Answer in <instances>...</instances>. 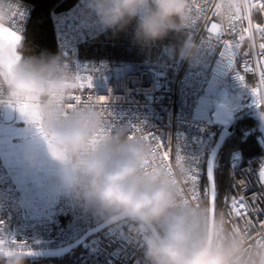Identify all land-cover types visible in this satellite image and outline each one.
I'll return each instance as SVG.
<instances>
[{
	"label": "built area",
	"instance_id": "obj_1",
	"mask_svg": "<svg viewBox=\"0 0 264 264\" xmlns=\"http://www.w3.org/2000/svg\"><path fill=\"white\" fill-rule=\"evenodd\" d=\"M221 2L193 0L194 5L203 6L204 12L198 14L194 7L196 19L187 29L190 37L199 44V52L191 62L180 59L178 54L184 36L177 47L173 43L154 42L148 46L153 49L152 56H145L136 62L83 58L79 55L80 46L109 29L99 26L95 14L86 9V0H77L68 9L52 14L59 54H67L64 57L66 65L85 84L74 95L80 96L82 101L98 105L113 128L125 126L131 135L148 136L153 144L152 137L157 138L165 145L163 151L171 149L169 161L173 166L178 150L186 162L198 161L200 199L206 159L216 139L211 118L213 106L223 89L238 92L257 87V53L260 51L259 44L264 42L255 29L251 37L242 32L248 27L247 19L236 21L234 31L228 19L221 21L222 9L216 14L214 7ZM245 3L257 5L250 10L251 22L253 26L264 27V11L259 8L264 0H244ZM31 9L29 5L22 4L14 20V30L16 27L20 33L24 31ZM240 15L245 16L243 7ZM212 23L220 26L221 35L209 31ZM241 34L244 35L242 41ZM226 41L239 43V48L234 49L231 66L228 57L222 54ZM246 61L253 71L244 70ZM238 74L244 77L243 82L237 79ZM89 76L92 78L90 88L86 82ZM98 97H105V102L96 103ZM7 107L11 106L0 103V126L6 122ZM248 116L257 123L254 136L257 152L251 155L236 150L229 153L227 183L217 212L222 211L233 227H243L245 219L251 220L253 224L249 228L256 240L257 234L262 231L257 221H264V182L260 179V171L264 168V106L256 107ZM184 186L191 199V183L184 182ZM241 196L250 206L249 215L244 219L237 218L232 211V198L239 200ZM255 208L260 211L255 212ZM0 221L3 222L0 224V236L5 240L15 238L18 243L26 242L29 248L25 250L67 246L101 223L85 216L62 185L56 190L49 215H28L23 197L1 158ZM86 241L85 247L79 246L83 250L57 264H143L139 234L132 230L128 222L111 224Z\"/></svg>",
	"mask_w": 264,
	"mask_h": 264
},
{
	"label": "clouds",
	"instance_id": "obj_2",
	"mask_svg": "<svg viewBox=\"0 0 264 264\" xmlns=\"http://www.w3.org/2000/svg\"><path fill=\"white\" fill-rule=\"evenodd\" d=\"M192 4L86 0L85 7L101 28L113 32L135 21V40L144 47L172 33L183 35L178 54L191 62L199 52L187 32L194 23ZM221 5L225 21L229 11L244 7V0H222ZM21 6L22 0H0V103L16 109L22 103L37 106L43 126L39 136L60 165L63 190L81 212L105 224L130 223L141 240L143 264H264V241L256 243L251 228L236 230L222 211L213 213L204 200L188 198V162L170 172L152 162V143L133 138L125 126L113 128L95 103L68 108L79 88L77 73L62 54L25 55L24 38L19 28L14 30ZM5 29L20 36L14 46L3 38ZM14 56L20 59L9 72L4 65ZM26 161L38 166L34 156ZM27 258L17 248L0 252V264H25Z\"/></svg>",
	"mask_w": 264,
	"mask_h": 264
},
{
	"label": "trees",
	"instance_id": "obj_3",
	"mask_svg": "<svg viewBox=\"0 0 264 264\" xmlns=\"http://www.w3.org/2000/svg\"><path fill=\"white\" fill-rule=\"evenodd\" d=\"M77 0H22V4L29 5L31 14L24 31L25 55H40L41 53L58 54V47L54 36L52 14L59 10L71 7ZM136 22L133 21L125 29L117 32L109 29L100 36L82 44L79 55L83 58L106 59L114 62H136L145 56H152L153 49L141 46L135 40ZM183 35L169 34L167 37L156 41L166 42L179 46ZM251 88V87H250ZM240 113V112H239ZM235 116V114H234ZM257 123L248 115L241 118L229 137L223 143L215 162L214 184H215V212L218 211L219 199L225 190L227 174L230 168L228 160L232 150L240 151L242 154L251 155L257 152L254 136L257 132ZM216 134L219 130H215ZM202 200L207 203L204 195L205 178L203 177ZM83 250L79 247L78 251ZM77 251V252H78ZM75 254V253H74ZM73 254H68L56 259L26 260L25 264H57L68 260Z\"/></svg>",
	"mask_w": 264,
	"mask_h": 264
},
{
	"label": "snow or ice",
	"instance_id": "obj_4",
	"mask_svg": "<svg viewBox=\"0 0 264 264\" xmlns=\"http://www.w3.org/2000/svg\"><path fill=\"white\" fill-rule=\"evenodd\" d=\"M256 4H249V3H245L244 7H243V11L245 12V16L241 17L240 12H241V8L240 7H235L233 10L229 11L227 14V19L230 22V26L232 28V30H235V22L236 21H242L244 19L248 20V27L246 29H242V32H247L249 34V36H252L253 33V29H255L256 32H259L262 36V38H264V27H261L260 25H255L253 26L252 22H251V18H250V10L253 7H256ZM196 8L197 13H203L204 12V8L203 6L199 5V4H192V11L193 8ZM215 9H216V14L219 13V10L222 8V5L217 3L214 5ZM259 8L264 11V3L259 4ZM19 15H22V13H19ZM195 17H194V22H195ZM209 31L211 33L216 34L217 36L221 35V28L218 24L216 23H212L211 27L209 29ZM3 38L8 41L10 44H12L14 46V44L19 41L20 36L11 30H3ZM244 39V35L241 34L240 35V40L242 41ZM235 48H239V43L233 44L231 41H226L225 45H224V51H223V55H225L226 57H228V63L231 66L233 63V57L235 55ZM259 52L257 53V60H256V71L259 72V84L257 85V87L252 88L250 90V94L252 97V103L257 107L260 108L261 106H264V42L259 44ZM20 59L19 56H14L13 58H10L9 60H7L5 62V67L8 69L9 72H11V68L12 65L18 61ZM244 70L247 71H253L254 69L252 67H250V64L248 61L245 62L244 65ZM91 77H87L86 78V82H87V87L90 88L91 85ZM237 79H239L241 82H243L244 77L240 76L239 74L237 75ZM77 80L79 82L78 86L79 88H84L85 84L83 82H81L82 78L77 75ZM72 102L68 105V108H74L78 105H80L81 103H86V102H90V101H82L81 97L78 95H73L71 98ZM105 102V97H98L96 103H101L103 104ZM18 111L32 124H34L37 129L39 131H41L43 133V126L41 123V118L39 115V112L37 110V106L33 105V104H29V103H22L20 105L17 106ZM135 137V135H133V138ZM142 139L149 141V137L148 136H141ZM45 139H47V135L45 134ZM152 141H154L155 143L153 144L155 147L153 149V153H152V162H159V164L163 167H166L170 172L173 169V165L172 163L169 161V152H170V148L169 151H163V149L165 148V145L162 144L157 138L152 137ZM49 145L51 144V141H48ZM151 143V142H150ZM57 159L60 158L59 154H53ZM185 162V157L181 156L179 153V150L177 151L176 155H175V163L177 165H180L182 163ZM188 164L190 165L189 171H188V175L187 178L185 180V184L187 183H191V188L189 189V192L191 193V200H196L199 198V188H198V184H199V167H198V161L193 160V161H188ZM209 179H211V170L209 169ZM260 179L261 182H264V168L261 169L260 171ZM204 195L206 197H209L210 199V210L214 213L215 209H214V201H215V196L214 194L211 193V191L207 188L204 189ZM253 199H255V197H253ZM249 204L245 202V199L243 196H241L239 198V200H237L235 197L232 198V211L235 214V216L237 218L240 219H244L245 217H247L249 215ZM255 212H259L260 209L259 208H255L254 209ZM3 222L0 221V224H2ZM257 223H259V227L262 231H260L257 235H258V239L255 240L256 243H260L262 241H264V221H257ZM253 222L251 220L245 219V225L246 226H252ZM236 230H239V227L236 226L235 227ZM7 245V246H6ZM7 247H12V248H17L20 249L22 251L25 252L26 255L30 256L33 255V252L31 250L25 251V249L29 248V245L26 242H17V240L15 238H12L11 240H5L2 236H0V252L4 251L5 248Z\"/></svg>",
	"mask_w": 264,
	"mask_h": 264
},
{
	"label": "rangeland",
	"instance_id": "obj_5",
	"mask_svg": "<svg viewBox=\"0 0 264 264\" xmlns=\"http://www.w3.org/2000/svg\"><path fill=\"white\" fill-rule=\"evenodd\" d=\"M251 89L238 92L222 90L220 98L214 104L211 112L215 130L227 128L233 121L234 114L237 115L250 107L256 108L252 103ZM6 114L8 116L9 112L7 111ZM8 138L7 135H0V158L5 164L7 172L21 188L26 186L27 192L38 193V215H49L56 190L61 185L58 161L50 156L46 142L39 136V133L38 136L29 140L10 141ZM27 156H34L38 161V166L30 167L26 161ZM86 245L87 241L81 244L82 247ZM77 251L78 249L73 250L70 254Z\"/></svg>",
	"mask_w": 264,
	"mask_h": 264
},
{
	"label": "water",
	"instance_id": "obj_6",
	"mask_svg": "<svg viewBox=\"0 0 264 264\" xmlns=\"http://www.w3.org/2000/svg\"><path fill=\"white\" fill-rule=\"evenodd\" d=\"M62 55L63 57H67L66 53H63ZM254 110H255L254 107H250V108L243 110L242 112H240L234 117L233 121L230 123V125L227 128L219 129V131L216 134V139H215L213 149L206 159L205 169H204V178H205V184H206L205 188L209 189L211 193L214 194L215 199H216V192H215V184H214V169H215V162L217 160L219 152L223 146V143L229 137V135L231 134V131L234 129L238 121L244 116L253 112ZM209 169L211 170V179H209V175H208ZM207 203L208 204L210 203L209 197H207ZM214 209H215V201H214ZM109 225L111 224H105L101 222L100 224L96 225L92 229L82 234L73 243L67 246H64V247L31 249V251L33 252V255L28 256L26 260H43V259L47 260V259H56V258L63 257L69 254L71 251L76 250L91 235L101 231L102 229H104L105 227ZM25 251H28V250H25Z\"/></svg>",
	"mask_w": 264,
	"mask_h": 264
},
{
	"label": "crops",
	"instance_id": "obj_7",
	"mask_svg": "<svg viewBox=\"0 0 264 264\" xmlns=\"http://www.w3.org/2000/svg\"><path fill=\"white\" fill-rule=\"evenodd\" d=\"M7 111L9 112L8 116L6 114ZM5 117L6 122L0 126V135L9 136L8 140H29L38 136L37 128L31 122H29L18 111V109L7 107L5 110ZM34 184L36 183L34 182ZM15 185L23 197L24 206L28 215L36 217L40 216L38 215V193H36L35 191L27 192L26 186H22L21 188L17 182L15 183ZM29 185L32 184L29 183Z\"/></svg>",
	"mask_w": 264,
	"mask_h": 264
},
{
	"label": "flooded vegetation",
	"instance_id": "obj_8",
	"mask_svg": "<svg viewBox=\"0 0 264 264\" xmlns=\"http://www.w3.org/2000/svg\"><path fill=\"white\" fill-rule=\"evenodd\" d=\"M235 116H236V115H235ZM235 116H234V117H235ZM234 117H233V119H234Z\"/></svg>",
	"mask_w": 264,
	"mask_h": 264
}]
</instances>
